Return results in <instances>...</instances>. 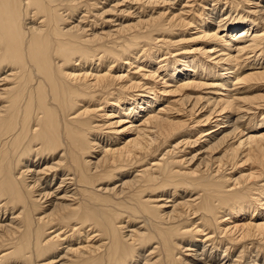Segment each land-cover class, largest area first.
<instances>
[{"label": "bare ground", "instance_id": "6f19581e", "mask_svg": "<svg viewBox=\"0 0 264 264\" xmlns=\"http://www.w3.org/2000/svg\"><path fill=\"white\" fill-rule=\"evenodd\" d=\"M256 26L264 0H0V264H264V134L234 144L264 93H231L264 83ZM107 104L153 137L114 148Z\"/></svg>", "mask_w": 264, "mask_h": 264}, {"label": "rangeland", "instance_id": "374dc122", "mask_svg": "<svg viewBox=\"0 0 264 264\" xmlns=\"http://www.w3.org/2000/svg\"><path fill=\"white\" fill-rule=\"evenodd\" d=\"M248 29H249L248 27H246V29L245 28L243 29L241 27L240 28L237 27V28H230L228 32H227V30H224L223 29V30H221V33H220V36H226L230 40L229 43L231 45H230L229 50L232 53V55H235V56H238V57L241 56L240 57V65L243 66V70L246 73H248L250 71H256V70H253V69H250V68H252L251 67V64H258V62L256 63L254 61V57L253 56H259V52L258 53H255V52L251 51L250 48H248V49H246V50H244L242 52H239L238 51L239 48H238L237 45H240V46H248V45H251L252 44L251 41H250V39L252 37H250V36H244V38H242V39H237L241 34L244 33L245 30L247 31ZM240 30H242V31H240ZM252 30H254V31L259 30L258 32H261L262 33L264 29L261 26L260 27H257L256 26ZM239 31L241 33H237ZM227 33H228L229 36H227ZM186 34L190 35L191 33L189 32V33H186ZM212 45H213V43H208L207 44V46H212ZM217 48H218V46H217ZM212 54H214V53H212ZM262 61H264V58H263ZM126 66L121 67V70L118 73H123L125 75L130 74V76H135L136 78L141 77L142 73H144V72H141V73L134 74V72L137 70V66H138L137 63H134L133 65H131V67L130 66L129 67H126ZM259 66H260L259 68H261L263 65L260 64ZM161 71H162L163 74H161L158 71V74H157L158 76L153 81L150 79V81H152L151 83H153L154 90H156V92L158 94H160V96H162L159 99V101H157V103H156V105L154 107V109H157V110H159V108H160L161 105L168 106L167 104L169 102H172L170 100H175L176 98H178L179 94H181V93L179 91H178L179 92L178 93L175 90L178 88L179 85H181L184 82V81H182V79L187 77L186 74L181 73V74H177V76L173 79L174 81H170L171 79L169 78V76H166L165 73L163 72V70H161ZM159 75H160V77H159ZM196 77H197V75H196ZM240 85H242V86H240ZM240 85H237V86H234V87L232 86V88H235V87H238L239 86L236 90H232L231 91V93L232 92L234 93V94L232 93V95H234V97L251 96V95H256V94L264 93V83L263 82H260V83L259 82L258 83H244V85H243V83H241ZM184 89H185L184 91H188V88L187 87L184 88ZM189 90H191V89H189ZM200 91L202 93H205V92H207L209 90H208V88L205 89V88L201 87L200 88ZM208 94H211V93H208ZM125 105H127V104H125ZM242 105H245V104L242 103ZM251 105L252 106H250V107H252V111L253 110L254 111H258L259 110L258 108L256 109L254 107V105H255L254 103L251 104ZM263 108H264V106H263ZM119 109L120 108L118 107L116 110H113L111 104H107L105 106V111L102 112L103 115H104V117H102V119H99L100 121H98V124H101V125L103 123H105L103 125H107L110 122H113L112 123L113 124L112 125V128H113V130H116V131H115V133H114V131H112V135L115 136V137L116 136L118 137V139H115L114 140V142H115L114 143V148H119V147L120 148H124V147H126V145L128 144V142L129 141L131 142L133 140V138L134 139H136V138H139L140 139V138H144L143 136H145L146 139L147 138L148 139H151L153 137V135H150V134H147L146 135V133H144V134L141 133L142 134V137H141V136L138 135L137 130H135V128H136L135 126L136 125L139 126V124L141 123L140 122V119L142 118L143 113H141L138 116H135L134 118H132L131 119L132 120V123L131 122L130 123L129 122L128 123H126V122L124 123L123 122L124 121V117H125L123 115L124 114V110H122V112H121V111H119ZM110 111L111 112H114L115 115L113 117H107V115L105 114V112L108 113ZM168 113L171 114V111L168 112ZM185 118H189V117L186 116ZM121 120H122V122H120ZM248 121L249 120H247V123H248ZM262 121H264V115L263 114H260V115H258V117L252 123H250V125L249 124L248 125L246 124V127H248V126L249 127L248 128L245 127L246 129H244L242 131V136L240 137L241 139L239 138L240 140L238 139V137L240 135L239 136L237 135L238 137L236 136L234 138V140H235L234 144H235V146H239L240 145L239 146L240 147V151H242V149L243 150H246L247 148H249V145L248 144H243V143L240 144V142L242 140H245V138H247L249 136H253V135L260 136L261 134H264V123H262V124L260 123ZM207 128L208 127H206L205 129H207ZM147 131H149L151 133L154 132L153 129H152V131H151V129H149ZM116 132H118V133H116ZM147 136H149V137H147ZM194 136L197 137V135H194ZM195 137L193 139H195ZM240 153H242V152H240ZM241 155L243 156V154H241ZM246 166H247V164H245L242 168H245ZM231 222H229L227 225H233ZM227 227H229V226H227ZM202 237H199V238L196 239V241H195L196 244H197L196 247L197 246L199 247V243H201V241L204 240L205 237L204 236H202ZM186 252L187 251H185L184 253L186 254ZM187 253L190 254L189 252H187Z\"/></svg>", "mask_w": 264, "mask_h": 264}]
</instances>
